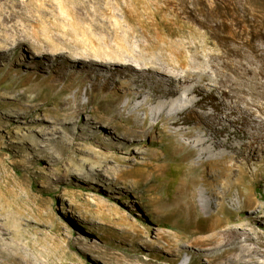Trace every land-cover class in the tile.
<instances>
[{"label":"rangeland","instance_id":"obj_1","mask_svg":"<svg viewBox=\"0 0 264 264\" xmlns=\"http://www.w3.org/2000/svg\"><path fill=\"white\" fill-rule=\"evenodd\" d=\"M36 1L51 10L50 19L63 25L90 29L118 24L119 33L133 29L138 34L144 29L148 35L158 31L165 41L181 45L187 53L200 57L206 52L222 53L212 60L227 71L220 77L225 86L229 81L224 77H230L232 93L234 87L254 86L253 72H245L243 66L263 71L248 47L255 46L264 56V0ZM67 14L80 17L69 21L62 16ZM252 33L258 35L250 37ZM228 35L230 40L225 37ZM225 48H230V54L223 52ZM7 56L5 66L0 62V248L15 244L46 264H105L108 260L110 264H152L154 260L188 264L187 250L181 249L177 257L166 260L160 256L163 252L160 254L144 241L161 249L165 240L160 236L180 233L172 226L180 222L171 216L178 203L192 202L194 212L202 217L197 218L196 225L207 224L209 208L203 199H212L206 188L217 187V182L207 178L209 166L207 162L198 163V157L205 161L224 152L232 155L226 161L230 164L243 162V158H234L235 153L225 147L200 156L201 146L188 143L181 134H173L174 126L160 120L146 135L125 137L122 129H128L143 113L138 110L135 119L127 118L128 111L121 108L126 97L120 99L119 105H104L100 101L103 92L95 91L94 101L87 105L93 115L90 130L85 131L86 141L73 139L67 124L46 134L54 116L67 120L63 114L67 105L61 102L73 97L76 80L68 91L53 93L43 81L48 71L34 67L38 57L30 49L22 45ZM257 81L264 86L263 75L258 74ZM88 85L80 87L81 102L87 99L84 89ZM214 94L217 96L218 92ZM198 96L180 90L178 97H171L173 105L166 107L164 113L172 114L176 104L179 108L192 107L197 115L211 112L209 98L204 107L193 104ZM253 98L264 105V97ZM140 102L144 100H133L131 106ZM226 102L230 107L242 106L233 97ZM143 105L151 109L153 104ZM115 110L121 113V120L112 117ZM89 116L83 113L75 118L71 130L76 126L81 129V121H87ZM99 116L116 121L118 131L99 126L104 122L93 121ZM218 116L230 131L234 129L233 116L230 124L224 110ZM153 121L149 117L147 125ZM202 135L196 131L192 139L199 140ZM231 142L238 146L240 139ZM191 147L195 154L189 153ZM244 156L252 158L243 162L244 174L238 187L251 201L239 207L235 200L237 186H232L220 216L232 228L244 224L256 239L252 246L264 249V146L254 152L246 151ZM234 179L235 176L230 177V182ZM135 256L140 259L135 261Z\"/></svg>","mask_w":264,"mask_h":264},{"label":"bare ground","instance_id":"obj_2","mask_svg":"<svg viewBox=\"0 0 264 264\" xmlns=\"http://www.w3.org/2000/svg\"><path fill=\"white\" fill-rule=\"evenodd\" d=\"M50 11L36 0L0 1L1 64L5 66L7 55L25 45L38 57V62L35 60V65L33 64L34 67L39 71L45 69L48 71L43 81L48 83L53 93L68 91L72 81L76 80L73 97L65 98L61 102L67 105L63 110L67 120L63 121V118L54 116L52 123H49L50 129L45 131L46 134H49L50 130H58V126L67 124L73 139L86 141L85 131L90 130L93 115L87 105L94 101L95 91L103 92L100 101L104 105L109 102L119 105L120 99L126 97L127 100L121 108L123 112L128 111L127 118L135 119L138 110L143 113L141 119H135L128 129H122L125 137L137 138L146 135L160 120L168 126H174L173 134H181L188 139V143L201 146L203 151L200 152V156L211 154L213 149L225 147L235 153L234 158L241 156L246 163L252 158L244 156L246 151L254 152L264 146V105L257 103L253 98L264 97V86L257 81L258 74L264 76V56L255 46L248 47L249 53L254 59L259 60L263 71H254L248 66H243L245 72H253L254 86L249 89L234 87L232 93L230 77H224L229 81V85L225 86L220 75L223 76L227 71L213 62L215 54L212 52H206L202 57L193 52L187 53L181 45L165 41L158 31L148 35L144 29L138 34H134L133 29L119 33L118 24H112L107 28L95 25L90 29H81L75 24L63 25L50 19L53 15ZM62 16L69 21L80 17L77 14ZM54 18L56 19L55 16ZM125 19L128 20L126 17ZM226 28L230 31V25ZM257 35L252 33L250 37ZM225 37L230 40V35ZM223 52L230 54V48H225ZM222 55L224 54L218 53L215 56ZM17 59L21 61L23 58ZM85 83L89 84L84 89L87 99L81 102L80 87ZM180 90L199 95L193 104L202 107L207 104L205 99L209 98L211 112L197 115L192 107L184 105L179 108L176 104L172 114L164 113L166 107L173 105L171 97H178ZM215 91L218 92L217 96L214 94ZM232 97L235 103L241 101L242 106L230 107L226 101H230ZM139 98H142L144 103L153 104L152 108L147 109L142 102L137 106H131L132 101ZM156 108L159 109L158 112ZM220 110H224V117H229V124L230 116H233L232 131L218 116ZM83 113H89L88 120L81 121V129L76 126L71 130L75 118ZM112 117L120 119L122 115L115 110ZM149 117L154 121L147 125ZM93 121L104 122L99 126H108L118 131V123L111 118L106 120L99 116ZM196 131L203 134L199 140L192 139ZM234 138L240 139L238 146L231 142ZM98 145L100 146V143ZM189 153L195 154L196 151L191 147ZM215 156L217 157L205 161L201 159L202 157L197 158L200 164L207 162L209 166L207 178L217 182V187L206 188L212 199H203V203L209 208L205 217L208 220L207 224L196 225L197 218L202 217L196 215L192 202L178 203L173 208L171 216L174 215L180 222L179 225L172 223L180 233L175 231L176 233L160 236L159 238L165 240V246L161 249L151 241L146 240L144 243L160 254L163 252L160 256L166 260H170L169 257H177L181 249H185L190 253L188 264L204 262L264 264V249L252 246L256 239L246 230L244 224L232 228L228 225L227 219L220 216L224 208V199L230 196L232 186H237L235 200L239 207L251 201L249 195L240 191L238 187L244 174V163L241 161L238 164L226 163L232 155L224 152H218ZM232 176H235V179L231 183ZM208 179L204 180L206 185L209 184ZM135 257V261L140 259ZM156 261L151 263L167 264ZM0 264H46V262L37 256L22 252L15 244H8L4 249L0 248ZM105 264H110V260Z\"/></svg>","mask_w":264,"mask_h":264}]
</instances>
